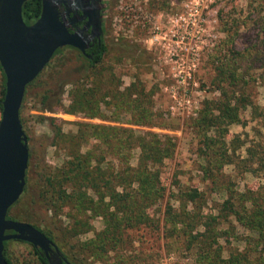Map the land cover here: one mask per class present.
Returning a JSON list of instances; mask_svg holds the SVG:
<instances>
[{
	"label": "rangeland",
	"instance_id": "obj_1",
	"mask_svg": "<svg viewBox=\"0 0 264 264\" xmlns=\"http://www.w3.org/2000/svg\"><path fill=\"white\" fill-rule=\"evenodd\" d=\"M98 7L108 46L101 62L87 68L79 50L66 47L41 71V84H32L25 93L21 116L29 150L27 192L9 215L42 229L57 227L64 252L75 253L84 264H196L194 250L186 247L182 237L164 234L161 212L168 200L177 206L170 195L180 186L201 191L204 212L213 213L228 190L264 186V0H100ZM59 79L67 82L60 102L54 101L56 97L40 104V94ZM1 81L0 72V87ZM72 87L78 92L92 89L102 117L69 112ZM225 100L245 107L239 109L237 120L225 125L219 139L208 140L212 145L207 147L204 139L219 133L215 124H201L202 114L206 106L216 114ZM134 102L146 106L152 120H163L164 125L135 124L139 115L129 109ZM78 122L151 130L171 136L175 143L173 152L159 164L165 194L152 207L158 228L127 229L126 242L107 253L105 260H96L84 245L103 228L101 216L87 219L90 230L72 235V220L62 211L52 218L37 197L50 172L72 156L58 144V131L72 135ZM72 140L65 143L69 150L75 148ZM208 151L224 152L233 160L218 167L205 156ZM137 155L135 149L132 165ZM229 220L235 237L219 239L223 256L231 248L242 249L245 236L253 235L232 217ZM224 226L226 222L220 224ZM7 254L12 264H40L27 242L8 240Z\"/></svg>",
	"mask_w": 264,
	"mask_h": 264
},
{
	"label": "trees",
	"instance_id": "obj_2",
	"mask_svg": "<svg viewBox=\"0 0 264 264\" xmlns=\"http://www.w3.org/2000/svg\"><path fill=\"white\" fill-rule=\"evenodd\" d=\"M40 12L41 0H26L22 5V17L26 24L34 22ZM66 47L74 48L60 47L55 50L52 58L61 54ZM107 47L103 40L99 50L94 52L93 58L86 59L87 68L94 67L101 62L107 52ZM0 72L2 75L1 112L5 93V77L1 66ZM39 75L26 85L25 93L32 84H41ZM66 83L59 79L51 85L47 84L45 91L40 94V104L49 103L56 97L54 101L60 102V95ZM94 95L95 92L90 88H84L78 92L72 87L70 89L71 102L67 110L69 112L81 110L86 112L90 118L102 117L100 102ZM24 97L19 115L22 129L25 132V122L21 116ZM244 107L245 103L225 100L216 107L217 113L211 114L209 107L206 106L201 117V124L203 126L206 124L214 126L215 124L216 132L219 133L215 138L204 139L207 147L212 145L209 142H215L214 139L221 137L225 125L237 120L240 114L239 109ZM44 108L41 106L39 110L42 111ZM129 109L136 111L139 115L138 119L134 120L137 125L147 127L164 125L163 120L153 121L152 111L140 102L129 105ZM39 118L44 119L45 117L39 115ZM69 138L73 139L75 146V148L70 147V150L65 144ZM57 142L62 148L68 149V152L72 154L71 159L65 160L50 172L48 183L40 187L37 197L40 203H44L46 212H52V218L62 211L72 220L69 227L72 235L90 230L88 218L102 217L103 228L97 231L93 238L84 242L96 260H105L107 253L122 246L126 242L127 229L139 226L158 228L159 218L152 207L165 194L159 164L174 150L175 143L171 136L151 130L78 122V129L72 135L58 131ZM135 149L138 150L137 161L135 165H132L130 160ZM204 154L208 159L210 158L209 162L214 159L218 167L224 162L230 163L233 160L228 158L224 152L217 155L216 151H208ZM208 172L213 175L211 171ZM27 174L26 169V184L20 197L27 192ZM170 197H173L178 204L174 206L169 200L164 204L161 212L164 234L171 237H182L186 247L194 250L196 264H264L263 185L255 189L248 188L244 192L228 190L227 196L216 207L215 213L204 212L206 200L197 188L180 186L177 187L175 193H171ZM11 207L7 211V217L14 219L9 215ZM230 217L242 227L253 232V235L245 236L242 249L231 248L227 256H223V247L219 239L227 236L235 237V226L229 220ZM222 222H226L227 226L221 228ZM32 224L57 245L62 258L65 259L63 264H84L75 253L70 256L64 252L60 240L62 238L57 227L42 229L35 223ZM7 241H4L3 255L6 263L12 264L7 254ZM32 248L40 264H49L47 257L39 248L35 246Z\"/></svg>",
	"mask_w": 264,
	"mask_h": 264
},
{
	"label": "water",
	"instance_id": "obj_3",
	"mask_svg": "<svg viewBox=\"0 0 264 264\" xmlns=\"http://www.w3.org/2000/svg\"><path fill=\"white\" fill-rule=\"evenodd\" d=\"M26 0H0V66L5 77V93L0 116V264H7L3 255L4 241L15 239L39 248L49 264H63L65 259L57 245L32 223L7 217L8 209L19 199L26 184L29 150L27 135L22 129L19 110L26 85L44 69L56 49L71 46L82 54L89 40L102 34L100 0H91L83 10L90 36L82 29L71 31L73 19L65 22L58 6L65 12L82 8L84 0H41L38 18L26 24L22 5Z\"/></svg>",
	"mask_w": 264,
	"mask_h": 264
},
{
	"label": "flooded vegetation",
	"instance_id": "obj_4",
	"mask_svg": "<svg viewBox=\"0 0 264 264\" xmlns=\"http://www.w3.org/2000/svg\"><path fill=\"white\" fill-rule=\"evenodd\" d=\"M89 2H91V0H84L82 8L73 9L68 14L65 12L66 10L65 5L61 4L58 6V10L62 20L68 22L69 20L73 19V22L69 26L71 31L82 29V33L86 36H90V34L92 33L91 31H94L95 33L96 30H93L91 26L87 27L86 18H83V10L89 9V7L87 6ZM102 29L103 31L100 37H97L94 34V37L89 40V43L87 44V47L85 49V53H86L85 55L79 51L86 59H92L94 56V52L96 50H99L101 42L104 40L103 39L104 23H102Z\"/></svg>",
	"mask_w": 264,
	"mask_h": 264
}]
</instances>
